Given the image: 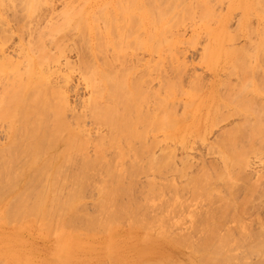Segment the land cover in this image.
I'll use <instances>...</instances> for the list:
<instances>
[{
  "label": "rangeland",
  "instance_id": "374dc122",
  "mask_svg": "<svg viewBox=\"0 0 264 264\" xmlns=\"http://www.w3.org/2000/svg\"><path fill=\"white\" fill-rule=\"evenodd\" d=\"M248 4L252 8L245 9ZM261 15L264 0H0V164L7 160L13 173L26 172L24 197L33 200L36 190L46 193L53 184L47 178L52 166L40 152L59 153L58 202L69 200V174L84 173L87 183L75 198L91 221L107 220L96 198L97 187L113 182L109 167L124 184L134 182L133 195L147 212L140 209L136 222L121 217L112 237L113 229L86 227L93 234L76 236L86 242L78 257L107 258L110 251L129 260L133 252L123 242L132 248L136 235L162 229L194 237L198 228V234L207 233L206 225L213 227L210 242L220 243L223 255L215 258L258 261L253 248L264 242L258 237L264 235ZM130 108L131 117L125 115ZM114 127L122 132L112 140ZM27 130L33 135L25 136ZM53 138V147H36ZM78 143L81 150L74 148ZM101 146L103 156L95 157ZM85 164L91 167L83 169ZM4 177L0 171L1 184ZM1 208L0 239L11 240L13 220ZM32 230L18 233L17 251L35 263L48 257L55 239ZM187 250L178 253L184 256L178 264L196 259Z\"/></svg>",
  "mask_w": 264,
  "mask_h": 264
},
{
  "label": "bare ground",
  "instance_id": "6f19581e",
  "mask_svg": "<svg viewBox=\"0 0 264 264\" xmlns=\"http://www.w3.org/2000/svg\"><path fill=\"white\" fill-rule=\"evenodd\" d=\"M244 1L247 2L248 0H244ZM244 8L247 9V8H252V7L248 4V5H245ZM250 13H252V12H250ZM261 17L263 18V21H264V16L261 15ZM113 96L115 98V101H113V102L118 103L119 94L117 96V94L113 93ZM120 96H122V95H120ZM112 100H114V99H112ZM131 110H132V108H130L128 110L130 112L129 113L127 112L128 114H125V115H129V117H131L130 116L131 115L130 113L132 112ZM112 111L114 112L115 110L113 109ZM123 112H124V109H123ZM11 130L15 131V125H12ZM121 132H122L121 130L115 129V127H114V129L110 133L112 140L116 139V137H118L119 134H121ZM33 133H34L33 131L27 130L25 132V136L27 135L30 137L33 135ZM50 134H52V133H50ZM122 135H123V133H122ZM56 136H59L58 132L56 133ZM38 137H39L38 134H36V138H38ZM57 141H58L57 138H53V139H51V141H49V139H46V140L41 139L38 142L36 147L40 148L39 146L45 144V145H48L45 148H50V147H53L57 143ZM65 142L67 144L69 143L68 141H65ZM28 144L34 146V143L32 141L29 142ZM80 145L81 144L78 143L74 148H76ZM104 148H105L104 146H101L98 149H96L95 150L96 151L95 157L103 156ZM76 150H81V148H76ZM36 152H40V151H33L32 153H36ZM4 153H6L5 155L7 157L11 158L12 153L7 154L6 151ZM57 154H59V153H57ZM57 154H55L54 152H50V153L40 152V155H42V158L44 159V161L52 166V171L50 174H47V178L53 184L51 185L50 188L47 189L46 193H42V191H40L39 189L36 190L34 192L35 195L33 196V200H31L30 197H24V194L26 191V189H24V187L29 185V178H28L26 172L25 171H19V172L13 173L14 171L10 170V166H8L7 160L5 162H3L2 164H0L1 165L0 166L1 176L5 175V177L3 178V180L5 181V182L3 181L4 184H1V182H0V187H1L0 192H3V195L1 196V199H0V205L2 207L1 213H5V215L7 217H9V218H11V220H13V223L11 224L13 226L12 230H11L13 233L10 232L11 234L9 236H7V237L11 238V240H8L7 238L0 239V264H105L109 261L104 263L103 259H108V256H109V259H113L109 262L110 264L111 263L112 264H178L180 262L178 258L180 256L181 257L183 256V255H179L178 253L181 252L182 250L184 251L185 249H189L187 251H189V253L192 256H193V254L196 256V259L194 261L190 260V264H229L230 263V258H228L229 256L226 257V255H224V257L221 259L215 258V255L221 254V253H219L220 248L218 247L220 245V243L219 244L214 243L215 241L210 242V240H211L210 238L212 236V233L211 234H208V233L211 231V229H209V228H213V227L212 226L208 227L206 225L204 227H207L205 229H208V230H207V233L205 230L203 232V235L198 234V232H199L198 229H200V228H198V229L196 228L198 230L197 231L194 227L193 229L197 231V232L195 231L196 233L195 232L193 233V234H195V235H193L194 237H192V235L187 237V236H185V234H179L178 236L176 234L175 236H172L173 234L172 235L170 233L166 234V232L162 229L160 230L159 234L157 233V235H151L152 233L150 234L147 232H143L141 237L139 236L140 238H138V235H136L135 238H136L137 242L135 240L134 243L133 242L130 243L132 248L127 246L123 242V246H125V250H127L128 252H129V250L133 252V254H132V256H130L129 260H123L122 258H124V257L120 254H118L120 256V257H118L113 252L109 251L106 253V250L103 253L108 254L107 258L105 256V254H103L104 256L101 255V258H97V259H96V257H94V258L93 257L92 258L86 257L87 259L85 257H84L85 259L82 258V256L78 257V255H77V254H79L78 250H80V249L84 250L86 248L85 247L86 242L83 240L85 243V245H84L82 243V241H80L79 239L76 238V236L79 234L81 235L82 234L81 232H84V235H87V236H88V234H90V235L93 234V233H89L87 231H84L86 227H89V226L94 224V226H97V228L98 227H100V228L101 227H107L109 229V231H111L112 229L114 230V227H115V225H113V224H119L120 223V222L119 223H117V222L121 217H122V219H123V216L127 217V218H131L132 219L131 221L134 222L136 220L135 215L137 214L138 216H141L140 212L142 209L144 210V208L141 209L139 207V203H141V202L140 201L137 202V200L135 199V196L133 195V189H134L133 187H136L134 182L131 180H129V182H128V180H127V183L124 184L123 182L125 180L124 181L121 180L122 178L119 176L118 177L113 176L112 175L113 171L108 172L109 167L105 168V171H106L107 176L112 177L113 182L103 183L100 187L95 186V187H97V198H96V200H97V202L101 208H103V209L105 208L106 211L105 210H103V211H105V213H107V220H106V217L104 218V216H103V219H105V220L91 221L87 212H83L79 209V207H83V204H81L82 199L81 198H75V197H77L78 195L81 194V192L85 188L83 186L87 183V180L84 176V173H71V174H69V176H68L69 181L72 184L71 188L69 189V193L66 196V198H69V200L59 203L58 201L60 199H58V197L56 195V188L57 187H56V184L54 181L55 175H56V172L58 169V164L55 161ZM41 165L43 166V163ZM243 165L245 166V162ZM248 165H249V163H248ZM185 166H187V164ZM244 166H242V168ZM89 167H91V165L85 164L83 166V169L89 168ZM239 167H241V165ZM138 169L139 168H136L137 171H138ZM239 169H241V168H239ZM146 170H147V168H146ZM176 170H175V172H176ZM243 170L244 169H242V171ZM2 173L4 175H2ZM146 173H148V172H146ZM245 175H246V173H245ZM188 182H189V180H188ZM148 184L151 185V182L147 183V185ZM144 187H146V186H144ZM149 188H151V187H149ZM151 191L153 192V189ZM149 195H150V193H149ZM147 198H148V196H147ZM149 200H152V199H149ZM140 206L146 207V205H143V204ZM149 206H151V208L153 210L154 207H152V204L150 205V203H149L147 207L150 208ZM160 206H159V208L161 210ZM157 207H158V205H157ZM151 208H150V210H151ZM143 210H142V212H144V215H145L147 212H145V210L144 211ZM160 210H158V211H160ZM186 210L188 211V209H186ZM192 210H194V209H192ZM153 212H156V208H155V211H153ZM191 212L192 211L189 210V213L193 214ZM148 214H150V213H148ZM155 214H157V213H155ZM103 215L106 216V214H103ZM199 215H201V214H199ZM149 216H151V215H149ZM194 216H195V214H194ZM145 217H143L142 219L144 221H148V220H145V219H148ZM204 217H206V216H204ZM212 217H214V216L212 215ZM17 218H20V220L15 221ZM29 218L34 220V222L28 220ZM200 218H201V216H200ZM138 219H139V221L140 220L143 221L141 218H138ZM155 220H157V219H155ZM155 220H152V221H155ZM26 221H30L32 224H30V222H26ZM122 221H125V220H122ZM141 221H140V223H141ZM191 221L192 220L190 219V222ZM192 222L194 223L195 221H192ZM123 223H121V224H123ZM132 225L137 226L140 224H138V222H137V225L134 223H132ZM209 225H211V224H209ZM14 226H16V227H14ZM216 226H218V225H216ZM187 227H186V229L189 230L188 229L189 227L188 228ZM192 227L193 226H190V228H192ZM92 228H94V227H92ZM92 228H89V229L92 230ZM100 228H99V230H100ZM107 228H106V230H107ZM179 228H180V226H179ZM227 228L228 227H225V229H227ZM32 229H35L38 232L39 237H42L43 235L48 234L49 237H54V239H55L54 247L51 246L53 248V251L52 252L49 251L48 257L45 259L42 258V261H41L40 256H38V258L40 257V260L36 256L35 258L38 259L39 261L35 262V263L32 262L33 258L32 259L30 258L31 255L30 256L25 255V254L19 253L17 251L19 249L17 247H19L20 243L22 244V242L19 241L18 233H20L21 230H30V232L32 234V232H33ZM186 229H184V231H186ZM99 230H98V232L100 233ZM190 230H192V229H190ZM212 230L214 231V229H212ZM92 232H93V230H92ZM133 232H134L133 229L131 230L128 228V230L125 231V234H126V236L129 235V237H130L133 234ZM4 233H6V232H4ZM112 233L113 234L110 237L114 236V234H115V236H116V234H118L116 229ZM6 234L8 235V233H6ZM26 234L28 235L27 232L25 233V235ZM255 234H257V233H255ZM196 235H200L199 236L200 238L198 236L195 237ZM242 235L244 236L245 234H242ZM119 237H120V235H119ZM253 237L256 238V241H255L256 243H258V241H257V239L259 240L258 237H260V239L264 240V235H260L258 237L254 235ZM191 238H193V239H191ZM51 239H50V241H51ZM115 239H116V237L114 238V240ZM119 240H121V239H119ZM248 240H250V239H248ZM104 241H105V243H108L107 239H105ZM52 242H53V239H52ZM250 242L252 243L251 240H250ZM255 242L252 243L251 246H253V244H255ZM261 242H263V241L261 240L260 244L258 243L259 247L255 246V248H253L254 253H253L252 249H249V251H252L251 253H253L255 255L257 254L256 256H259L258 261L255 260L256 262L254 264H264V242L262 244H261ZM88 243L89 242H87V245L90 244V243L89 244ZM99 245L100 246L103 245L102 242ZM26 246H27V244H26ZM90 246H93V245L90 244ZM226 246H228V244ZM21 248H25V247L22 245ZM119 248L122 249V247H119ZM174 248H176L177 250H175ZM181 248H183V249L181 251H178ZM225 248H224V250H225ZM227 249H228V247H227ZM88 250H89V247H88ZM88 250H87V253H89ZM113 250H114V248H113ZM255 250H257L256 253H255ZM30 251H31V249H30ZM123 253H125V252H123ZM184 253H186V251ZM243 253L245 254L244 251H243ZM125 254H127V253H125ZM80 255H81V253H80ZM221 255H223V254H221ZM33 256H35V255H33ZM124 256H128V255H124ZM185 256L187 257V254H185ZM242 256H243V254H242ZM242 256H240L239 258H241ZM245 256H247V255H245ZM245 256H244V258H245ZM80 257H81V259H80ZM189 257L190 256H188V259H189ZM233 257H235V256H233ZM125 258H128V257H125ZM183 259H184V256H183ZM91 260H96V261L94 263L89 262ZM181 260H182V258H181ZM183 261L184 260H182V263H183ZM233 261L234 260H232V262ZM241 262H242V260L241 261L239 260V262H237V263L238 264L244 263V262H242V263ZM250 262H252V261H250ZM234 263H236V262L234 261ZM183 264H186V261H184Z\"/></svg>",
  "mask_w": 264,
  "mask_h": 264
}]
</instances>
